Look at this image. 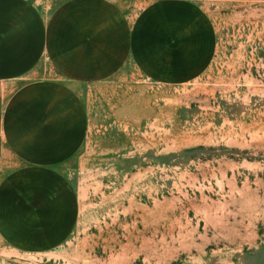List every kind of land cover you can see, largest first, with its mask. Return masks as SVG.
<instances>
[{
    "label": "rangeland",
    "instance_id": "obj_1",
    "mask_svg": "<svg viewBox=\"0 0 264 264\" xmlns=\"http://www.w3.org/2000/svg\"><path fill=\"white\" fill-rule=\"evenodd\" d=\"M116 1L161 62L79 87L71 220L5 207L34 228L0 218V264H264V0ZM18 166L0 133V189Z\"/></svg>",
    "mask_w": 264,
    "mask_h": 264
},
{
    "label": "crops",
    "instance_id": "obj_2",
    "mask_svg": "<svg viewBox=\"0 0 264 264\" xmlns=\"http://www.w3.org/2000/svg\"><path fill=\"white\" fill-rule=\"evenodd\" d=\"M148 13L131 20L116 0H0V133L19 161L14 186L0 189V218L33 230L21 213L5 210L38 206L49 222L71 220L76 194L50 178L90 126L79 87L110 78L132 55L139 68L156 70L161 60L141 49L151 47L142 38Z\"/></svg>",
    "mask_w": 264,
    "mask_h": 264
}]
</instances>
